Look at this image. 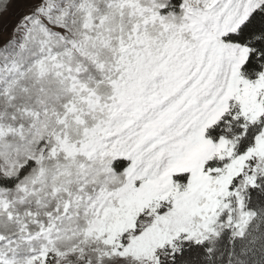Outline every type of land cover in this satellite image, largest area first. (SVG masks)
<instances>
[{"label":"snow or ice","instance_id":"1","mask_svg":"<svg viewBox=\"0 0 264 264\" xmlns=\"http://www.w3.org/2000/svg\"><path fill=\"white\" fill-rule=\"evenodd\" d=\"M0 264H264V0H0Z\"/></svg>","mask_w":264,"mask_h":264},{"label":"rangeland","instance_id":"2","mask_svg":"<svg viewBox=\"0 0 264 264\" xmlns=\"http://www.w3.org/2000/svg\"><path fill=\"white\" fill-rule=\"evenodd\" d=\"M177 1V2H176ZM176 4L178 5V3L180 2V0H175ZM178 10V9H177ZM125 164L128 162H124Z\"/></svg>","mask_w":264,"mask_h":264},{"label":"trees","instance_id":"3","mask_svg":"<svg viewBox=\"0 0 264 264\" xmlns=\"http://www.w3.org/2000/svg\"><path fill=\"white\" fill-rule=\"evenodd\" d=\"M176 2H177V1H176ZM254 70H255V71H258V70H259V68H258V67H256Z\"/></svg>","mask_w":264,"mask_h":264}]
</instances>
